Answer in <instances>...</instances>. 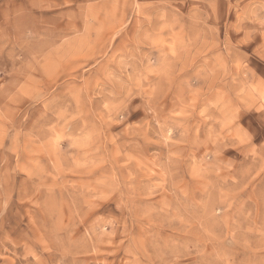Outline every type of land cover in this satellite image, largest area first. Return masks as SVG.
Wrapping results in <instances>:
<instances>
[{
    "label": "rangeland",
    "instance_id": "obj_1",
    "mask_svg": "<svg viewBox=\"0 0 264 264\" xmlns=\"http://www.w3.org/2000/svg\"><path fill=\"white\" fill-rule=\"evenodd\" d=\"M0 264H264V0H0Z\"/></svg>",
    "mask_w": 264,
    "mask_h": 264
}]
</instances>
